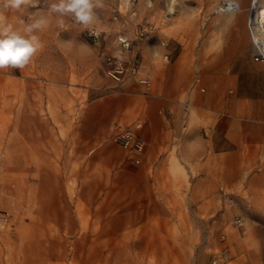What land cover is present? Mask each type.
<instances>
[{
    "label": "rangeland",
    "instance_id": "rangeland-1",
    "mask_svg": "<svg viewBox=\"0 0 264 264\" xmlns=\"http://www.w3.org/2000/svg\"><path fill=\"white\" fill-rule=\"evenodd\" d=\"M227 1L240 10H223ZM44 3L40 0L38 7ZM170 3L102 0L95 28L82 30L68 17L58 25L53 15L36 33L44 46L32 61L21 70L0 69V264H212L221 251L220 264H264V216L232 211L222 216L220 209V215L194 218L189 203L180 202L177 216L165 220L166 233H128L120 198L110 200L120 195V186L112 185L103 168L90 181L97 172L88 169L95 144L81 137V120L87 101L109 89L105 57L119 51L117 35L134 37L145 29L146 36L154 29L150 23L124 25L122 7L140 5L143 13L154 7L164 33L185 35L202 18L242 16L246 21L250 0H175L172 13ZM110 5L114 24L106 26ZM260 6L264 0L257 1ZM36 10H6V22L22 31Z\"/></svg>",
    "mask_w": 264,
    "mask_h": 264
},
{
    "label": "crops",
    "instance_id": "crops-1",
    "mask_svg": "<svg viewBox=\"0 0 264 264\" xmlns=\"http://www.w3.org/2000/svg\"><path fill=\"white\" fill-rule=\"evenodd\" d=\"M153 8L121 9L124 25L154 28L124 53L139 66L138 76L119 84L105 77L109 89L86 103L80 135L95 144L88 169L97 172L90 181L103 168L112 185L120 186V195L110 200L120 198L128 233H166L165 220L177 216L180 202L189 203L194 218L220 215L221 209L222 216L253 212L261 219L264 65L252 60L245 18H202L181 35L164 33ZM113 10V5L105 9L106 26L114 24ZM139 77L149 85H140ZM117 129L144 141L138 164L114 143ZM166 202L172 208H165Z\"/></svg>",
    "mask_w": 264,
    "mask_h": 264
},
{
    "label": "clouds",
    "instance_id": "clouds-1",
    "mask_svg": "<svg viewBox=\"0 0 264 264\" xmlns=\"http://www.w3.org/2000/svg\"><path fill=\"white\" fill-rule=\"evenodd\" d=\"M40 0H0V69H23L43 48V43L36 33L49 26V17L56 15V23L62 25L64 17L85 29L98 18L96 9L103 6L102 0H45L44 7ZM175 0H171L167 11H175ZM31 6L37 10L29 13L23 29L17 30L12 23H7L6 10L26 11ZM45 12L46 14H37ZM264 35V29H261ZM259 37L254 36L257 41Z\"/></svg>",
    "mask_w": 264,
    "mask_h": 264
},
{
    "label": "built area",
    "instance_id": "built-area-1",
    "mask_svg": "<svg viewBox=\"0 0 264 264\" xmlns=\"http://www.w3.org/2000/svg\"><path fill=\"white\" fill-rule=\"evenodd\" d=\"M246 28L255 50L253 59L255 61L264 62V35L261 34V29H264V22H261L260 18H256L251 7H249ZM145 32V29H139L133 38H129L123 34L117 35L116 42L119 47V54L105 57V62L107 64L105 74L113 83L119 84L129 76H138L139 66L129 61L128 56L124 53H127L130 50L133 40L143 37ZM90 34L93 37H97V33L94 31ZM254 36L259 37V39L254 41ZM138 83L145 87L149 85L148 80L145 77H139ZM113 141L127 152L128 156L135 164L140 162V155L144 151L145 143L135 133L128 129H117V132L113 135ZM234 223L239 226L241 225V220L235 218ZM224 257L225 252L221 251V253L213 260L212 264H220Z\"/></svg>",
    "mask_w": 264,
    "mask_h": 264
},
{
    "label": "bare ground",
    "instance_id": "bare-ground-1",
    "mask_svg": "<svg viewBox=\"0 0 264 264\" xmlns=\"http://www.w3.org/2000/svg\"><path fill=\"white\" fill-rule=\"evenodd\" d=\"M257 1L258 0H250L249 7L252 8L253 14L256 13V18H260V21L264 22V6L257 7ZM222 9L229 12H234L238 10V6L234 2L227 1L222 5Z\"/></svg>",
    "mask_w": 264,
    "mask_h": 264
}]
</instances>
